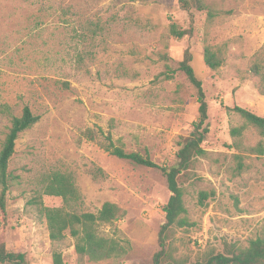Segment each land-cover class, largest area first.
Masks as SVG:
<instances>
[{
    "label": "rangeland",
    "instance_id": "obj_1",
    "mask_svg": "<svg viewBox=\"0 0 264 264\" xmlns=\"http://www.w3.org/2000/svg\"><path fill=\"white\" fill-rule=\"evenodd\" d=\"M206 3L217 15L208 21L206 11H194L192 35L178 39L169 25L187 26L188 13L177 0H0V145L24 106L39 116L15 141L8 168L15 179L6 214L0 212V240L25 243L30 264H53L54 253L63 264H150L170 195L165 175L104 146L110 135L126 152L147 155L159 166L176 162L178 140L198 115L196 89L178 70L186 47L207 103L205 153L181 178L192 225L173 228L167 249L178 264H188L221 251L223 242L247 246L261 234L264 153L230 147V129L243 124L230 109L264 116V95L245 71L255 58L264 71V0ZM205 43L222 49L224 62L216 70L204 64ZM258 139L244 130L245 146ZM54 171L71 176L80 211L94 213L106 201L124 210L100 233L128 241L126 254L93 263L75 252L69 235L49 239L34 199ZM199 191L209 193L204 204ZM41 201L64 206L58 196L42 194Z\"/></svg>",
    "mask_w": 264,
    "mask_h": 264
},
{
    "label": "trees",
    "instance_id": "obj_2",
    "mask_svg": "<svg viewBox=\"0 0 264 264\" xmlns=\"http://www.w3.org/2000/svg\"><path fill=\"white\" fill-rule=\"evenodd\" d=\"M178 7L188 13L187 26L179 27L172 22L169 25V33L175 38L190 37L193 32V12L206 11L207 19L211 21L217 12L211 8L206 0H177ZM193 59L189 47L183 51L179 61L180 70L189 83L196 89L198 103V115L192 123L190 133L178 140L176 162L170 166H159L147 155L138 152H126L121 146L114 144L110 135L104 146L109 154L134 165L161 170L165 175L170 195L162 206L164 222L158 231L159 249L152 256L150 264H178L167 249V238L173 228H182L192 225L187 218V210L183 201V188L181 178L187 174L193 161L202 156L205 151L201 147L207 131V103L202 88V82L195 75L191 64ZM203 61L207 68L216 70L224 62L223 52L220 46L205 43L203 47ZM261 60L255 58L245 70L248 78L254 79L256 88L264 95V71ZM66 85V84H65ZM229 109V108H228ZM230 110L236 112L242 119L243 124L230 129L233 141L230 147L237 151L261 155L264 153V116L256 115L240 106H234ZM39 119L32 113L28 106H24L20 115L12 116L10 126L0 145V212L6 214V195L15 177L9 172V161L15 152V141L19 134L31 128ZM250 129L256 133L259 139L250 146L243 143L244 130ZM88 140H94V132L91 129L85 131ZM236 157L241 159L242 154ZM241 163V162H239ZM241 166V164H239ZM100 169L93 172L94 179L98 178ZM42 192L34 199V203L45 219L48 237L53 242H61L67 235L74 239V250L80 256H86L90 262L98 263L108 259H118L127 253L129 242L100 233V227L116 221L124 216V210L113 202H104L96 212L80 211L78 205L82 204L81 195L74 186L71 176L59 171L51 172L43 178ZM53 195L61 197L63 207L45 206L41 201V195ZM209 196L206 191H199L198 202L204 204ZM235 202L237 198L234 197ZM0 264H30L27 257L25 243L13 245L0 240ZM53 264H63L60 254H53ZM188 264H264V225L261 234L249 241L247 246H238L234 243L223 242L222 250L211 253L205 261H196Z\"/></svg>",
    "mask_w": 264,
    "mask_h": 264
}]
</instances>
